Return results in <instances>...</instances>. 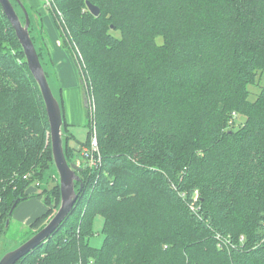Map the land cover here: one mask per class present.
<instances>
[{"label":"trees","instance_id":"trees-1","mask_svg":"<svg viewBox=\"0 0 264 264\" xmlns=\"http://www.w3.org/2000/svg\"><path fill=\"white\" fill-rule=\"evenodd\" d=\"M52 4L63 45L85 58L96 105L78 149L60 101L66 157L76 165L96 126L102 164L77 168L83 188L74 209L16 264H264V87L255 100L249 89L264 74V0ZM50 131L0 2V232L14 203L56 167ZM45 193L57 210L60 182ZM98 214L105 236L94 247Z\"/></svg>","mask_w":264,"mask_h":264},{"label":"rangeland","instance_id":"rangeland-1","mask_svg":"<svg viewBox=\"0 0 264 264\" xmlns=\"http://www.w3.org/2000/svg\"><path fill=\"white\" fill-rule=\"evenodd\" d=\"M17 1V0H16ZM25 5L29 11L30 14V20L32 21V32L33 35L35 36V40L37 43V46L39 49L41 47H44V50L46 51L45 43H48L50 47V41L46 33L44 32V27L42 24H39L36 19H35V12L28 6L27 1H24ZM18 3V2H17ZM27 3V4H26ZM46 4V6H45ZM19 10L20 12L25 15V11L22 8V6L18 3ZM41 6L44 7V10L48 15L51 14L53 19L55 20V24L57 27V32L59 34V37L63 39V33H62V27L60 26V23L56 22V7L47 4V0H41ZM53 12H52V11ZM50 13V14H49ZM57 13L58 10H57ZM60 14V13H59ZM26 18V17H25ZM117 35H119V31H115ZM159 41H162V36L158 38ZM65 50L69 53L72 62L75 66L78 80L81 82V88H82V94H83V105L75 91H71V97H70V108H69V114H68V122L70 123H75L73 127L70 126V131H72L76 139H72L69 141L70 145L80 149L86 141L87 133H88V112L89 110L95 111V96L88 92L87 86L85 83V80L87 82L88 77L85 76L87 74V67H86V62L85 58L81 53V50L76 47L75 53H73L68 47L62 45ZM47 59V60H46ZM45 65L47 69L50 72V80L53 85L54 91L56 95L59 97V100L64 104L63 107H65V103L63 100V94L61 93V88L59 83H61V79L59 77L58 70L56 66H53L52 69V60L49 57V52L45 53ZM55 65V64H54ZM56 68V69H55ZM84 70V71H83ZM87 77V78H86ZM49 80V81H50ZM50 83V84H51ZM88 85V83H87ZM52 87V86H51ZM264 87V74L258 77V81L255 84H250L249 89H250V99L255 100L260 93L261 89ZM90 93V94H89ZM85 94V96H84ZM57 97V98H58ZM89 104V105H88ZM93 107V109L90 107ZM65 113H66V108H65ZM238 123L244 122L245 121V116L244 115H239L237 118ZM94 123V122H93ZM99 147V146H98ZM100 150V149H99ZM54 179V180H53ZM58 180L60 181L59 177V171L57 167L55 169H50L46 174L45 177L41 180L40 186H36V183L34 184V189L33 193L40 194L46 187L51 189L55 182ZM46 194L43 195H35L31 198L32 200L28 201L27 203L23 204L20 206V208L16 211L14 215H12L11 219L8 222H5L4 229L3 231L0 232V258L8 251L13 250L20 246L24 241L30 238V234L32 231L30 230V222L27 223V220L29 217H32L33 215L36 214H30L29 216H26L28 214L29 206H34L35 208L38 207L39 204H41L42 208L44 207V197H46ZM44 209V208H43ZM94 225H93V235L90 237V243L94 247H101L104 242V232H103V227H104V216L102 214H98L95 216L94 219ZM34 235V234H33Z\"/></svg>","mask_w":264,"mask_h":264},{"label":"water","instance_id":"water-1","mask_svg":"<svg viewBox=\"0 0 264 264\" xmlns=\"http://www.w3.org/2000/svg\"><path fill=\"white\" fill-rule=\"evenodd\" d=\"M0 2L3 6L4 12L7 14L16 29L18 38L26 54L28 65L41 88L46 103L51 126L52 152L56 167L59 171L61 189L60 205L49 222L20 246L6 252L0 258V264H16L20 258L35 249L39 244L52 235L53 232L60 227L61 223L70 215L80 196V191L77 190V184L79 183V187L82 189L83 180L77 172V169L68 162L66 157L63 140L64 114L62 105L51 87L35 42L31 36L29 11L23 0H17L25 11L26 18L25 21H22L12 0H0ZM87 3L93 14L96 16L100 14V8L98 6L91 1H87ZM17 203L18 201L14 203L10 213L13 212Z\"/></svg>","mask_w":264,"mask_h":264},{"label":"crops","instance_id":"crops-1","mask_svg":"<svg viewBox=\"0 0 264 264\" xmlns=\"http://www.w3.org/2000/svg\"><path fill=\"white\" fill-rule=\"evenodd\" d=\"M24 1H27L28 4L27 3L26 4L28 6H30V8L33 10V12L36 13L35 14L36 21L39 24H42V26L44 27V32L46 33V35L49 38L50 47H49L48 43H45V46H47L46 51H47V53L49 52V57L52 60V62H51L52 63V69H53V66L54 67L56 66V68L58 70L59 77L61 79V83H59V85H60V87H62L60 90H61V93L63 94V97H64L63 100L65 103L64 111L66 108V113H65L66 121L69 124V127L70 126L73 127L75 123L68 122V118H67L68 114H69V108L71 105V103H70V97H71L70 92L71 91H75V93H77V95H78V97H79V99L83 105V94H82V88L80 85L81 82H79V80H78V76H77L75 66L72 62V59H71L69 53L62 46L63 45L62 39L59 37V34L57 32L55 20L53 19L51 14L49 13L50 15H48L46 13V11L44 10V7L41 6V0H24ZM45 6H46V4H45ZM56 22H57V20H56ZM41 50L44 53H46V51L44 50V47H41ZM84 96H85V94H84ZM63 106H64V104H63ZM34 186H32V188L30 190V192H32V193H33ZM35 195H43V194L33 193V195L31 197H33ZM31 197L17 203L15 209L12 212V215H14L16 213V211L20 208L21 205L32 200L33 198H31ZM44 200H45V197H44ZM43 208H42L41 204H39L38 207H36V208L34 206H29V210H28L29 212L26 216H29L30 214H36V215H33L32 217H29L27 220V223L30 222V227H31L30 230L32 232L38 228V225L40 226L44 223L46 225L57 211L54 209V207L47 206L45 202H44ZM10 219H8V222ZM30 237H31V234H30Z\"/></svg>","mask_w":264,"mask_h":264},{"label":"built area","instance_id":"built-area-1","mask_svg":"<svg viewBox=\"0 0 264 264\" xmlns=\"http://www.w3.org/2000/svg\"><path fill=\"white\" fill-rule=\"evenodd\" d=\"M53 1L54 0H47V4L51 5ZM85 164L91 167H99L102 164V155L98 147L96 126H94V134L90 147H85L82 150V157L77 159L74 167L77 169Z\"/></svg>","mask_w":264,"mask_h":264}]
</instances>
